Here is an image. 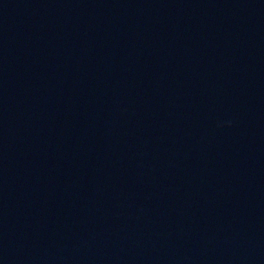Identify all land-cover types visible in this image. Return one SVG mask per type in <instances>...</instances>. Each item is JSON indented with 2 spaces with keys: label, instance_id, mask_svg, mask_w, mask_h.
I'll use <instances>...</instances> for the list:
<instances>
[{
  "label": "water",
  "instance_id": "1",
  "mask_svg": "<svg viewBox=\"0 0 264 264\" xmlns=\"http://www.w3.org/2000/svg\"><path fill=\"white\" fill-rule=\"evenodd\" d=\"M0 264H264V0H0Z\"/></svg>",
  "mask_w": 264,
  "mask_h": 264
}]
</instances>
